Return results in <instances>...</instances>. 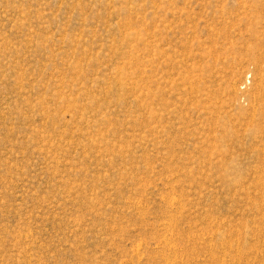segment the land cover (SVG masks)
<instances>
[{
	"label": "rangeland",
	"instance_id": "obj_1",
	"mask_svg": "<svg viewBox=\"0 0 264 264\" xmlns=\"http://www.w3.org/2000/svg\"><path fill=\"white\" fill-rule=\"evenodd\" d=\"M261 77L264 0H0V264H264Z\"/></svg>",
	"mask_w": 264,
	"mask_h": 264
},
{
	"label": "bare ground",
	"instance_id": "obj_2",
	"mask_svg": "<svg viewBox=\"0 0 264 264\" xmlns=\"http://www.w3.org/2000/svg\"><path fill=\"white\" fill-rule=\"evenodd\" d=\"M260 79H261V81H260L261 84H260V85L258 84V85H259L258 88H262V87H264V78L261 77ZM234 83H235V82H234ZM233 85H234V84H233ZM235 89H236V88H235ZM259 92L261 93L262 91L259 90ZM261 95H262V94H261ZM261 97H262V96H261ZM256 100H257V99H256ZM254 101H255V100H254ZM254 105H255V104H254ZM252 107H253V106H252ZM256 108H257V107H256ZM253 109H254V108H253ZM253 111H254V110H253ZM255 111H256V110H255ZM254 117H255V116H254ZM252 118H253V117H252Z\"/></svg>",
	"mask_w": 264,
	"mask_h": 264
}]
</instances>
